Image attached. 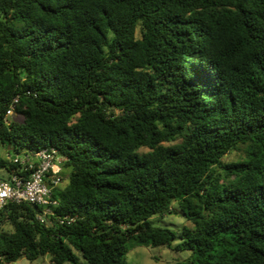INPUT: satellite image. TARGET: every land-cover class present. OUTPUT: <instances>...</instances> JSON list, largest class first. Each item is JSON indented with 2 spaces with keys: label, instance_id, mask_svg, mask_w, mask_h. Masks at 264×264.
Listing matches in <instances>:
<instances>
[{
  "label": "trees",
  "instance_id": "16d2710c",
  "mask_svg": "<svg viewBox=\"0 0 264 264\" xmlns=\"http://www.w3.org/2000/svg\"><path fill=\"white\" fill-rule=\"evenodd\" d=\"M43 148L51 213L7 203L0 264H264V0H0V169Z\"/></svg>",
  "mask_w": 264,
  "mask_h": 264
},
{
  "label": "built area",
  "instance_id": "2783aa9c",
  "mask_svg": "<svg viewBox=\"0 0 264 264\" xmlns=\"http://www.w3.org/2000/svg\"><path fill=\"white\" fill-rule=\"evenodd\" d=\"M12 108L6 111V117L11 115ZM60 159V160H59ZM54 149L43 148L34 154V160L27 161L26 168H22L18 173L12 172L6 179H0V210L7 203L27 202L43 206L44 211L37 215L40 221L45 220V215L51 213L50 204H54L50 200V187L48 182L58 184L55 175L60 171V161ZM15 162L25 163L23 158H14ZM25 170L27 173L22 172ZM74 218L64 216L61 222L67 223L73 221Z\"/></svg>",
  "mask_w": 264,
  "mask_h": 264
},
{
  "label": "rangeland",
  "instance_id": "374dc122",
  "mask_svg": "<svg viewBox=\"0 0 264 264\" xmlns=\"http://www.w3.org/2000/svg\"><path fill=\"white\" fill-rule=\"evenodd\" d=\"M22 116L16 113H12L8 116V121H21ZM143 150H146L145 148ZM240 152L233 151L226 156L223 160L229 161L236 158ZM3 156H6L3 154ZM60 160V159H59ZM60 165V163H59ZM9 177V173L4 169H0V179ZM60 186H64L66 181L59 183ZM175 207V212L163 214L162 216H154L153 222L156 226L169 228L176 233L180 232L183 225H188L189 222L186 220L185 216L179 209L177 203H173ZM3 231L9 232L12 230L8 222H4L2 226ZM1 231V230H0ZM177 240L174 242L176 243ZM173 243V244H174ZM187 256L186 252H175L171 248L166 246L158 247H145V246H135L126 255L127 264H176L177 260H181ZM81 264H85L81 260ZM6 264H51L48 255L39 257L33 261H29L25 257H21L15 262Z\"/></svg>",
  "mask_w": 264,
  "mask_h": 264
}]
</instances>
